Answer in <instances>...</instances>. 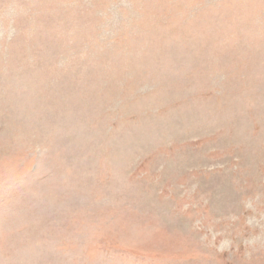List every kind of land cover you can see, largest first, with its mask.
Masks as SVG:
<instances>
[{
  "label": "rangeland",
  "instance_id": "374dc122",
  "mask_svg": "<svg viewBox=\"0 0 264 264\" xmlns=\"http://www.w3.org/2000/svg\"><path fill=\"white\" fill-rule=\"evenodd\" d=\"M0 264H264V0H0Z\"/></svg>",
  "mask_w": 264,
  "mask_h": 264
}]
</instances>
